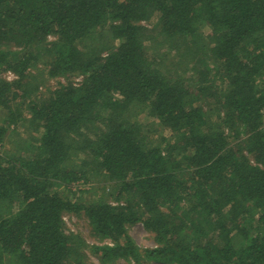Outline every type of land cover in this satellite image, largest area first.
I'll list each match as a JSON object with an SVG mask.
<instances>
[{
  "label": "trees",
  "instance_id": "1",
  "mask_svg": "<svg viewBox=\"0 0 264 264\" xmlns=\"http://www.w3.org/2000/svg\"><path fill=\"white\" fill-rule=\"evenodd\" d=\"M162 45L191 66L167 70ZM0 110V264H264V0H0Z\"/></svg>",
  "mask_w": 264,
  "mask_h": 264
},
{
  "label": "rangeland",
  "instance_id": "2",
  "mask_svg": "<svg viewBox=\"0 0 264 264\" xmlns=\"http://www.w3.org/2000/svg\"><path fill=\"white\" fill-rule=\"evenodd\" d=\"M140 24L142 26H144V28L149 31L152 32L153 29H155L157 27V15L154 13L150 16V18L148 20L142 21L140 22ZM146 31V32H147ZM200 33L202 34V37H205L208 34V29L206 27H203L200 30ZM93 35H97V33H94ZM54 39V37L49 36L47 38V41H52ZM149 43V42H146ZM93 44H95L98 48L101 47V45L99 44L98 38H94L93 39ZM154 43H152L153 45ZM153 46H157V45H153ZM169 45H162V47H160V53H163V57L167 58L165 61V67L167 70L171 71L173 74L176 73H181L180 71H182L183 69H186L185 67H187V65L190 64V57L188 58H184L181 60H178V65L176 67H174L172 64H176L173 63L175 59H177V57L175 58V56L173 55V52H170L171 49L168 50ZM16 46H14L13 43H9L8 44V50H16ZM176 50V49H175ZM149 49L147 48V52L149 53ZM177 51V50H176ZM106 54V53H104ZM172 54V55H170ZM202 51L199 52L198 55H201ZM207 55L208 52H207ZM203 58L199 57L198 61ZM208 59V58H207ZM180 61V63H179ZM208 62L210 64L213 65V60L209 59ZM196 66H200V65H196ZM194 67V66H192ZM191 67V69H189L187 71V74H185L186 77L188 78H195L194 76V70ZM180 68V69H179ZM38 69H41V66L39 65ZM171 73V74H172ZM2 78H6V75H4V73L1 75ZM187 78V79H188ZM80 80V76H73L69 79V81L77 83ZM65 82H67V79L65 78H57V79H52V80H48L45 84V87L42 86L41 88V95L40 98L41 99H46L48 97L49 91L52 90L53 88H56L60 83L64 84ZM48 88V89H46ZM205 106L206 111H208L209 113L212 114V112L214 111V115H215V105L210 102V101H206L205 103H203ZM146 112L143 111L142 113H140L137 117V121H139L142 125L148 126V130H149V134L153 137V142L157 143L159 140V135H164L165 131L159 130L154 134V132L151 133V127L149 125L154 124V120L148 116H146ZM213 115V116H214ZM7 116V112L5 110H0V125H1V120L3 119V117ZM156 125V123H155ZM12 133L10 131H8V133H6V138H5V144H6V149L10 146V143H8L12 138ZM105 183L102 182V179L100 176H94L92 178L91 181L88 182H83V181H78L73 183L72 187L69 188V192H64L63 193V197L68 195L70 199H74L72 198V194H74V197H82L84 199H86L89 194H84V195H80L78 193V191L81 190H90V189H94L95 191H99L100 186L104 185ZM108 184H106L107 186ZM105 186V187H106ZM60 190H62V188H60ZM58 190V191H60ZM93 190V191H94ZM66 216V220L63 221L64 222V226H65V230L67 233H74V234H78L88 246L91 245H102L103 242L101 240H99L93 233V231L91 230L87 220L83 217V216H77V215H65ZM128 234L131 237L132 241L134 242V244L140 249H146V248H151L154 246L153 243V237L151 234H149L148 232H146L143 228V226L140 223H136L133 226H130L128 228ZM85 254L87 255V259L88 262L90 264H102L99 262L98 258L96 256H94L89 249L85 250ZM106 264H133L131 261H128L126 259H116L113 260L109 263ZM148 264H158V263H148Z\"/></svg>",
  "mask_w": 264,
  "mask_h": 264
},
{
  "label": "built area",
  "instance_id": "3",
  "mask_svg": "<svg viewBox=\"0 0 264 264\" xmlns=\"http://www.w3.org/2000/svg\"><path fill=\"white\" fill-rule=\"evenodd\" d=\"M4 75H6L5 79L8 80V81H11V80H13L15 78V75L10 73V72H6V73H4ZM62 220L65 221L66 220V216H63Z\"/></svg>",
  "mask_w": 264,
  "mask_h": 264
}]
</instances>
